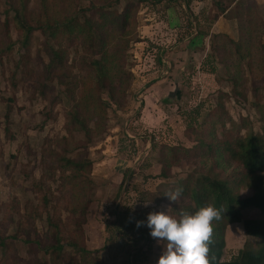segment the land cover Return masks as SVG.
I'll return each mask as SVG.
<instances>
[{
    "label": "rangeland",
    "instance_id": "1",
    "mask_svg": "<svg viewBox=\"0 0 264 264\" xmlns=\"http://www.w3.org/2000/svg\"><path fill=\"white\" fill-rule=\"evenodd\" d=\"M229 2L196 0L201 28L185 29V8L177 26L164 17L168 8L184 7L183 0H0V264H157L164 247L150 235L147 215L167 212L173 202L165 192L194 168L184 159L172 166L171 177H160L159 145L191 146L186 123L196 125L218 102L224 117L217 132L235 128L243 136L264 128V0L250 4L258 17L219 23L229 39L242 40L244 60L228 48L215 50V33L208 36L217 3ZM14 3L33 28L27 39L10 9ZM101 7L112 11L102 29L112 88L98 89L107 106L98 133L88 139L68 129L65 113L73 97L94 85L89 63L101 53L98 36L93 30L92 45L86 33L48 36L47 27L71 16L83 23L93 14L95 23H104ZM125 8L129 24L122 30L118 14ZM219 41L225 44L223 36ZM51 49L65 63L52 79L46 68ZM231 75L245 98L233 94ZM64 159L88 164L77 171ZM242 214L264 216L253 209ZM137 221L144 223L138 228ZM257 242L241 223L230 224L223 258Z\"/></svg>",
    "mask_w": 264,
    "mask_h": 264
},
{
    "label": "trees",
    "instance_id": "2",
    "mask_svg": "<svg viewBox=\"0 0 264 264\" xmlns=\"http://www.w3.org/2000/svg\"><path fill=\"white\" fill-rule=\"evenodd\" d=\"M185 1L189 5L190 0ZM254 1L245 0L244 4L235 3L233 13H227L226 16L235 19L237 23H244V20H247L246 18H249V15L258 17V14H255L250 7V4ZM232 2H235V0H230L228 6H220L218 4L220 12H224L226 8L230 7ZM10 9L14 12L18 30L27 39L33 28L25 26L24 23L26 22L21 16V7L14 3ZM99 12L100 16L105 20L104 23H95L93 21L95 14H93L89 15L83 23L79 22L75 16H71L64 21L54 22L56 23L55 25L47 27V29H50L48 36L63 33L61 30L66 31L69 35L74 32L86 33V38L91 41L92 45L95 42H93L95 39L94 31H96L98 36L97 40L100 42L99 50L101 53L98 58L92 59L89 63V67L94 72V85L88 83L89 87L86 88L83 95L78 99L73 97V105L65 113L68 129L81 130L88 139L98 133L102 119L105 116V107L107 105L100 101L97 95L98 89H104L108 85L109 90L112 88L110 81L106 83V80L109 79L110 69L107 67L108 63L106 64L108 56L107 43L105 41L106 28L102 31L108 21L106 19H109L108 17L112 11H106L101 7ZM118 15L122 18L119 27L125 30L129 24L124 20L128 18V8L123 9ZM217 17L218 14L215 18ZM133 20V23H135V15H133ZM257 23H260L258 19ZM39 28H41L43 33L47 30L43 27ZM214 36L216 41L215 50L220 51L223 48H228L229 54L233 50L236 52L234 54L244 60L240 50L242 40H238L237 43L234 39H229L230 37L225 33H215ZM221 36L225 38V44L223 45L219 43ZM22 44L25 45L26 41L22 42ZM160 55L158 53L157 59L159 60H161ZM63 64L65 63L63 57H60V51L51 49V58L46 66L47 78L52 79L53 70L62 67ZM230 80L233 81V94L235 93L245 98L241 89L238 88L237 77L231 75ZM85 85L86 82L82 81L81 87L84 88ZM91 90L95 99L91 97ZM223 94L226 96L225 93ZM89 99L94 102L92 113H90L87 104ZM223 117V107L218 102V105L210 109L196 125L190 126L191 123H186L189 125L186 128V137L192 142L191 146L183 144L159 145L158 163L160 165V177H171L172 166L181 160H190L194 164V168L180 178L178 184L171 185L167 189H175L176 187L183 189L179 202H173L170 205L168 214L178 218L181 211L195 213L200 207L209 203L212 204L221 212V218L214 220L212 223L213 235L209 253L210 264H264V218H243L242 214L245 209H255L264 214V128L262 133L251 130L243 136L235 128L229 130L221 129L219 130L220 135H218L217 127ZM90 120H93V127L89 126ZM64 161L66 165L75 168L77 171L82 170L88 164L71 159H64ZM242 190H249L250 194L242 196ZM83 221H76L75 226L79 228ZM233 223H241L244 234L255 238L258 242L255 247L241 248L234 256L225 259L223 258L225 230L228 225ZM55 240L57 241V237ZM26 241L28 242L29 239L27 238ZM66 242L71 241L66 238ZM165 244L166 241H160L159 247L163 248ZM54 247L60 250L63 246L57 244Z\"/></svg>",
    "mask_w": 264,
    "mask_h": 264
},
{
    "label": "clouds",
    "instance_id": "3",
    "mask_svg": "<svg viewBox=\"0 0 264 264\" xmlns=\"http://www.w3.org/2000/svg\"><path fill=\"white\" fill-rule=\"evenodd\" d=\"M182 192V188L176 187L167 190L164 195L169 201L178 203ZM220 218L221 212L210 203L195 213L181 211L178 218L169 215L168 211L150 212L147 215L150 235L166 241L157 264H210L212 223ZM143 223L137 221L136 226L139 228Z\"/></svg>",
    "mask_w": 264,
    "mask_h": 264
},
{
    "label": "crops",
    "instance_id": "4",
    "mask_svg": "<svg viewBox=\"0 0 264 264\" xmlns=\"http://www.w3.org/2000/svg\"><path fill=\"white\" fill-rule=\"evenodd\" d=\"M197 1L202 2V1H205V0H197ZM195 2H196V0H190L189 1V5H187L186 4V1L183 0L184 7L182 5H179V6L176 5V8L175 9L168 8L166 10V14L167 15L164 16V17L167 18V20L170 23H175L176 24L175 26H177V25H179L181 23V20H183V17H181L179 15L182 12L181 8H185V10L183 9L184 10V13L183 14H185L188 17L187 18V25H186L185 29H188V27H192V28L194 27V28H198L199 29V28H201V24L202 23L199 22V19H198L199 15H198V13H200L202 11H200L201 9L200 10L198 9V11H196ZM176 3H179V2H176ZM235 3H236V0H235V2H232L230 4V7L226 8L224 10V12H220V10L217 11L218 17L215 18V20H214L215 22L211 24L212 27L211 28L209 27V34H208V36H211L212 33H219V32L227 34L226 31H223V29H220L219 23L221 21H225L227 23H231L233 20H235L233 18H229V17L226 16V14L230 11V8H231L232 4H235ZM217 5H218V3H217ZM188 8H189L190 12H189ZM147 32H149V31H147ZM195 34H196V31H195ZM186 38H188V36H185V38L181 37V39H178V40H179V42H183L184 43L186 41ZM231 38H232V35H231ZM146 39H148V38H146ZM143 42L144 41H142L140 43H143ZM253 210H255V209H253ZM262 218H264V216Z\"/></svg>",
    "mask_w": 264,
    "mask_h": 264
}]
</instances>
